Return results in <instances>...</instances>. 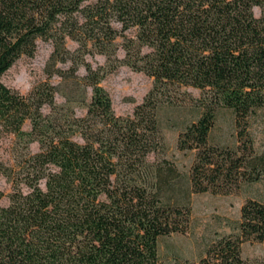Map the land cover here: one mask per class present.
<instances>
[{
	"label": "trees",
	"instance_id": "obj_1",
	"mask_svg": "<svg viewBox=\"0 0 264 264\" xmlns=\"http://www.w3.org/2000/svg\"><path fill=\"white\" fill-rule=\"evenodd\" d=\"M37 41L51 44L44 81L24 95L0 82V134L21 151L14 167L0 169L9 185L0 264H161L157 239L181 233L188 215L164 199L180 180L176 168L148 161L162 149V106L199 111L176 139L178 151L194 154L186 195L264 187V146L255 153L247 133L264 111V0H0V78L33 57ZM86 56L104 64L92 67ZM120 66L151 79L127 117L113 114L99 85ZM218 108L232 117L233 147L209 143ZM237 229L196 264H244L239 245L264 244V205L245 202Z\"/></svg>",
	"mask_w": 264,
	"mask_h": 264
},
{
	"label": "rangeland",
	"instance_id": "obj_2",
	"mask_svg": "<svg viewBox=\"0 0 264 264\" xmlns=\"http://www.w3.org/2000/svg\"><path fill=\"white\" fill-rule=\"evenodd\" d=\"M252 14L255 18L258 17L259 9L253 8ZM65 46L69 50L75 48V44L69 41H66ZM50 51L51 44L49 42L37 41L33 57L21 56L17 59L1 76L0 82L22 95L27 94L34 85L44 81L43 67ZM117 57H122L121 51L117 52ZM85 60L92 67L104 64L101 56H86ZM83 73V69L79 68L77 75L81 76ZM49 82L55 85L57 79L53 78ZM99 85L110 98L113 114L127 117L131 115L134 106L142 101L150 89L151 79L120 66L107 74ZM181 91L188 93L195 102L202 99L197 90L183 88ZM55 103H62V99L58 95L55 96ZM193 105L195 106L196 103ZM194 106L190 104L180 108L162 106L156 113L162 149L149 155L148 161L158 163L164 159L176 168L180 174V180L177 187L167 193L164 199L172 205L179 206L181 210L184 209L183 206L188 208L184 230L181 233L160 237L156 241L157 259L161 264H196L208 256V251L214 247L217 241L233 239L238 234L240 208L245 202L255 201L264 205V187L261 182L240 183L237 188L224 195L185 194V177L194 154L191 151H178L176 139L182 124L198 115L199 111ZM76 114L82 115L83 110L78 109ZM21 129L27 132L29 130L28 122H25ZM247 133L251 137L254 152L260 153L264 146V111L249 119ZM209 143L226 147L236 145L235 129L229 111L222 108L216 109ZM18 144L11 134H0V169L14 167L15 160L19 159L21 152ZM27 151L30 154L36 153L37 144L28 145ZM22 190L24 191V189ZM0 191L4 195L0 205L4 206L7 202L5 196L9 193V185L1 172ZM239 258L244 264H264V244L253 241L242 242L239 245Z\"/></svg>",
	"mask_w": 264,
	"mask_h": 264
}]
</instances>
